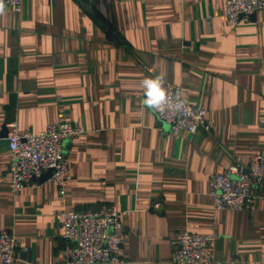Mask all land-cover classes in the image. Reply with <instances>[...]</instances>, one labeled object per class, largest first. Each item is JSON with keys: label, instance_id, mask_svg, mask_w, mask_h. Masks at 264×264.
Segmentation results:
<instances>
[{"label": "crops", "instance_id": "crops-1", "mask_svg": "<svg viewBox=\"0 0 264 264\" xmlns=\"http://www.w3.org/2000/svg\"><path fill=\"white\" fill-rule=\"evenodd\" d=\"M226 0H24L0 12V233L15 264H59L65 211L125 212L123 264H172L178 231L216 237L212 264H264V184L241 211L216 210L210 176L264 155V12L233 23ZM161 77L206 110L208 132L168 135L142 105ZM83 129L63 191L14 193L8 124ZM159 204V207H154Z\"/></svg>", "mask_w": 264, "mask_h": 264}, {"label": "built area", "instance_id": "built-area-1", "mask_svg": "<svg viewBox=\"0 0 264 264\" xmlns=\"http://www.w3.org/2000/svg\"><path fill=\"white\" fill-rule=\"evenodd\" d=\"M24 0H3L4 7L21 11ZM264 12V0H226L225 15L233 23L241 18ZM165 98L154 95L142 98L157 120L166 125L168 135L178 138L182 132L195 134L208 132L206 110L182 99L179 87L162 80ZM148 103H158L159 108ZM7 169L8 183L14 192L33 188L37 180L46 174L63 191L70 180L66 158L67 145L84 131L66 122H55L37 134L20 133L15 123L8 124ZM264 184V155L250 157L247 166L233 163L220 173L210 176L209 194L216 210L241 211L251 202L250 191ZM158 208L159 204H154ZM125 212L113 206L102 205L92 211H65L62 214L61 238L64 243V259L59 264H123L122 245L127 237L122 219ZM216 237L213 234H197L188 230L178 231L172 241V264H212ZM18 238L6 231L0 233V264H15Z\"/></svg>", "mask_w": 264, "mask_h": 264}, {"label": "clouds", "instance_id": "clouds-1", "mask_svg": "<svg viewBox=\"0 0 264 264\" xmlns=\"http://www.w3.org/2000/svg\"><path fill=\"white\" fill-rule=\"evenodd\" d=\"M3 0H0V12L3 11ZM144 83L147 85V87L153 91V89L155 88V90H157L160 93V100H163L165 98V90L162 87V78L161 77H151L147 80L144 81ZM150 99H151V94H150ZM149 107H153V108H159L160 105L158 103H148Z\"/></svg>", "mask_w": 264, "mask_h": 264}, {"label": "water", "instance_id": "water-1", "mask_svg": "<svg viewBox=\"0 0 264 264\" xmlns=\"http://www.w3.org/2000/svg\"><path fill=\"white\" fill-rule=\"evenodd\" d=\"M48 177H49V174H46V175H44L43 177H41L40 179H38L37 181H38L39 183L44 182Z\"/></svg>", "mask_w": 264, "mask_h": 264}, {"label": "snow or ice", "instance_id": "snow-or-ice-1", "mask_svg": "<svg viewBox=\"0 0 264 264\" xmlns=\"http://www.w3.org/2000/svg\"><path fill=\"white\" fill-rule=\"evenodd\" d=\"M154 96H156L157 98H159L160 97V93L157 91V90H155V88L153 89V93H152Z\"/></svg>", "mask_w": 264, "mask_h": 264}]
</instances>
